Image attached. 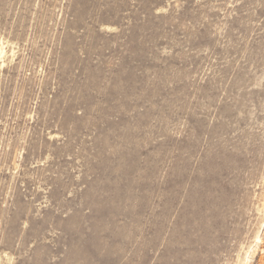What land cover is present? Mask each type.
<instances>
[{"label":"rangeland","instance_id":"obj_1","mask_svg":"<svg viewBox=\"0 0 264 264\" xmlns=\"http://www.w3.org/2000/svg\"><path fill=\"white\" fill-rule=\"evenodd\" d=\"M0 264H264V0H0Z\"/></svg>","mask_w":264,"mask_h":264},{"label":"bare ground","instance_id":"obj_2","mask_svg":"<svg viewBox=\"0 0 264 264\" xmlns=\"http://www.w3.org/2000/svg\"><path fill=\"white\" fill-rule=\"evenodd\" d=\"M259 239V238H258Z\"/></svg>","mask_w":264,"mask_h":264}]
</instances>
